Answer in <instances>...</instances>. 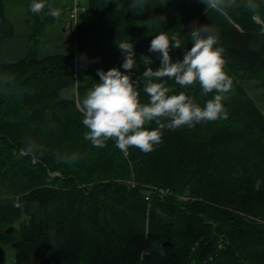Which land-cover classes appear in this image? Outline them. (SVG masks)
I'll return each instance as SVG.
<instances>
[{
  "label": "trees",
  "instance_id": "trees-1",
  "mask_svg": "<svg viewBox=\"0 0 264 264\" xmlns=\"http://www.w3.org/2000/svg\"><path fill=\"white\" fill-rule=\"evenodd\" d=\"M9 1L0 0V49L22 35ZM221 2L218 12L202 0H88L91 19L75 29L50 15L28 20L27 56L0 62V244L14 246L16 264H264V110L242 81L258 80L264 97V0ZM57 22L74 47L40 59L47 26ZM203 24L219 35L233 80L222 101L227 119L164 129L148 153L84 139L77 104L100 82L98 69L129 74L148 103L141 77L161 66V54L148 51L153 36H177L175 62L193 46V26ZM128 41L130 73L118 47ZM162 79L169 95L184 92L201 107L217 94ZM66 89L76 92L66 97ZM73 155L75 162L63 159Z\"/></svg>",
  "mask_w": 264,
  "mask_h": 264
},
{
  "label": "clouds",
  "instance_id": "clouds-1",
  "mask_svg": "<svg viewBox=\"0 0 264 264\" xmlns=\"http://www.w3.org/2000/svg\"><path fill=\"white\" fill-rule=\"evenodd\" d=\"M202 3L207 6L206 11L208 8L221 11V0H202ZM45 6V0H31L29 10L39 14ZM48 15L58 20L61 10L49 7ZM190 37L193 42L191 49L184 52L182 60L173 62L170 50L180 48L181 41L175 35L169 38L165 32L153 36L148 51L161 54V66L156 70L146 68L141 77L143 90L149 97L148 103L140 102L139 81H133L129 74L117 68L107 72L98 69L100 82L77 104L83 114L82 124L88 129L84 139L96 148H104L107 141L113 140L125 154L130 147L148 153L161 143L164 129L175 130L185 125L193 127L202 121L227 119L228 112L222 101L224 94L231 91L233 80L224 71V49L216 46L219 35L214 28L203 24L193 26ZM118 47L124 55L121 66L130 73L136 67L133 44L120 42ZM165 77L174 78L175 83L182 87L199 83L203 94H217L201 107L184 92L169 95L170 89L162 79ZM162 119L167 122H162ZM151 122H155L156 127L148 130L145 125ZM34 147L29 144L22 149L23 154H31ZM63 159L75 162L77 157L73 155Z\"/></svg>",
  "mask_w": 264,
  "mask_h": 264
},
{
  "label": "rangeland",
  "instance_id": "rangeland-1",
  "mask_svg": "<svg viewBox=\"0 0 264 264\" xmlns=\"http://www.w3.org/2000/svg\"><path fill=\"white\" fill-rule=\"evenodd\" d=\"M27 3L30 5L31 0H10L8 2V8H7L8 17L14 23L15 28L19 33L21 32L25 33L26 31L29 30L30 26L33 25V23L31 22L34 21L33 17L35 14L32 13L33 15L31 14L30 16L31 19H30V17L27 14L29 10L28 7L29 5ZM47 3L49 4V7L52 8H59L60 6H62L61 5L62 3L66 4L61 11L60 20L68 17L69 11L67 12V9L65 8L67 7V4L70 3V0H45L46 5ZM82 7L87 10V14H91L88 3H85ZM47 15L48 13H45L44 9L42 10L41 13H39L41 19L46 18ZM28 20H31L30 21L31 25L27 24ZM255 20L262 24L260 18L257 20L256 17ZM46 32L47 35L52 34L53 37H60L61 34H64L63 27L61 26L60 22L59 23L57 22L56 24L48 25ZM69 43L71 46V42ZM242 81L250 96L254 98L255 101L258 103V105L264 110V97L262 90L258 87L259 81L256 79H246ZM75 92L76 91L73 89H66L64 90L63 94L64 96L69 97L72 95V93ZM0 264H16V249L11 244H6V243L0 244Z\"/></svg>",
  "mask_w": 264,
  "mask_h": 264
},
{
  "label": "crops",
  "instance_id": "crops-1",
  "mask_svg": "<svg viewBox=\"0 0 264 264\" xmlns=\"http://www.w3.org/2000/svg\"><path fill=\"white\" fill-rule=\"evenodd\" d=\"M88 0H70V3L67 4V12L74 7L76 3H80L81 6H83L85 3H87ZM62 6H60L58 9H63L66 4L62 3ZM28 16L29 12H27ZM69 18L66 17L65 19H62L63 22ZM91 19V14H87V10L79 13V22L85 23ZM65 24H61V26H64ZM28 32V31H27ZM20 33L22 35L16 36V37H10L3 40L1 44L0 49V62H16L20 59H23L27 56L29 52L28 48V38L25 36L27 33ZM63 33L60 37H53V35H47L41 42L39 49H38V58L42 59L49 55H55V54H66L68 53L72 47V41L70 39V32L67 31L63 27ZM71 42V46L70 43Z\"/></svg>",
  "mask_w": 264,
  "mask_h": 264
},
{
  "label": "built area",
  "instance_id": "built-area-1",
  "mask_svg": "<svg viewBox=\"0 0 264 264\" xmlns=\"http://www.w3.org/2000/svg\"><path fill=\"white\" fill-rule=\"evenodd\" d=\"M85 8H83L80 3H76L74 7L69 12V18H68V27H73L74 29L77 27L78 21H79V13L84 11ZM259 18H257L258 20ZM77 77V75H75ZM154 193L159 195H165V194H171V191L169 189H163V188H153Z\"/></svg>",
  "mask_w": 264,
  "mask_h": 264
},
{
  "label": "water",
  "instance_id": "water-1",
  "mask_svg": "<svg viewBox=\"0 0 264 264\" xmlns=\"http://www.w3.org/2000/svg\"><path fill=\"white\" fill-rule=\"evenodd\" d=\"M12 231H13V229H8L7 230V232H9V233L12 232ZM165 245H170V243H165Z\"/></svg>",
  "mask_w": 264,
  "mask_h": 264
}]
</instances>
